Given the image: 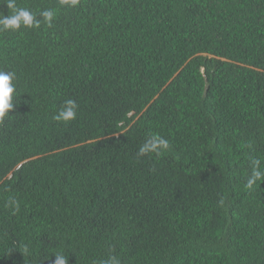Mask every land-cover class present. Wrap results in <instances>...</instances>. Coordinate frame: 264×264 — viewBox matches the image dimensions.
Here are the masks:
<instances>
[{
	"label": "trees",
	"instance_id": "16d2710c",
	"mask_svg": "<svg viewBox=\"0 0 264 264\" xmlns=\"http://www.w3.org/2000/svg\"><path fill=\"white\" fill-rule=\"evenodd\" d=\"M16 3L54 18L0 32V264H264V0Z\"/></svg>",
	"mask_w": 264,
	"mask_h": 264
},
{
	"label": "clouds",
	"instance_id": "9594fccd",
	"mask_svg": "<svg viewBox=\"0 0 264 264\" xmlns=\"http://www.w3.org/2000/svg\"><path fill=\"white\" fill-rule=\"evenodd\" d=\"M78 0H71L72 6H75ZM6 8L11 10L10 15L0 14V32L4 31H18L21 27H39L41 23H45L49 27L52 24L54 18V12L52 10H43L39 13L38 19L36 14L31 10L19 7L16 0H6ZM16 79V74L13 71L0 70V120H2L6 113L13 109V94L15 92L16 85L13 81ZM78 105L76 101L72 99L65 100L63 106L54 115L53 119L56 121L67 122L76 118ZM170 147V143L164 137L158 134L150 135L143 144H141L137 151V156L142 157L149 154H155L160 156L163 152L167 151ZM251 172L246 178V187L248 189L253 188L257 182L264 181V170L260 168L259 160H252L250 162ZM220 204H224L223 198L220 200ZM9 209L15 213L19 211V203L14 196H10L7 200ZM27 253V248L24 249ZM51 256L55 259L52 264H68L67 256L62 251H57ZM103 264H120V260L115 255H110Z\"/></svg>",
	"mask_w": 264,
	"mask_h": 264
}]
</instances>
